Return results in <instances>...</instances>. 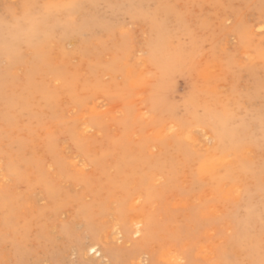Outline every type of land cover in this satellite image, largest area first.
<instances>
[{"label":"rangeland","instance_id":"obj_1","mask_svg":"<svg viewBox=\"0 0 264 264\" xmlns=\"http://www.w3.org/2000/svg\"><path fill=\"white\" fill-rule=\"evenodd\" d=\"M262 126L264 0H0V264H264Z\"/></svg>","mask_w":264,"mask_h":264},{"label":"bare ground","instance_id":"obj_2","mask_svg":"<svg viewBox=\"0 0 264 264\" xmlns=\"http://www.w3.org/2000/svg\"><path fill=\"white\" fill-rule=\"evenodd\" d=\"M55 26V25H54ZM80 31V30H79ZM45 38V37H44ZM34 43V42H33ZM185 51V50H184ZM180 53V52H179ZM175 55V54H174ZM172 59V58H171ZM153 61V60H152ZM152 61H151V63H152ZM156 61V60H155ZM161 61V60H160ZM159 63V62H158ZM172 63V62H171ZM121 67V66H120ZM155 67V66H154ZM161 69V68H160ZM156 70V69H155ZM112 73V72H111ZM110 73V74H111ZM151 74V73H150ZM208 75H212L211 73L210 74H208ZM149 78V77H148ZM169 81V80H168ZM160 83V82H159ZM136 83H134V85H135ZM144 84L145 85H147L148 84V80H144ZM164 85V84H163ZM152 88V87H151ZM193 98V97H192ZM194 99V98H193ZM205 99V98H204ZM146 100V99H145ZM188 100V99H187ZM208 100V99H207ZM208 103V102H207ZM206 103V104H207ZM143 104V103H142ZM206 104H204V105H206ZM189 107V106H188ZM96 108V107H95ZM175 108V107H174ZM197 108V107H196ZM96 109H94V111H95ZM197 113H199V112H197ZM144 114V113H143ZM195 114V113H194ZM137 115V114H136ZM151 115V114H150ZM202 116V115H201ZM88 117V116H87ZM85 118V117H84ZM84 118H82V119H84ZM146 119V118H145ZM211 120V119H210ZM82 121V120H81ZM85 121V120H84ZM83 122V121H82ZM232 122V121H231ZM83 124V123H82ZM81 124V125H82ZM87 124V122L85 121V125ZM83 126V125H82ZM87 126V125H86ZM86 126H84V127H86ZM262 127H264V126H262ZM90 128V127H89ZM163 131V133H164V130H162ZM87 132V131H86ZM88 133V132H87ZM162 133V136L164 135ZM195 133V132H194ZM231 133V132H230ZM159 134V133H158ZM157 134V135H158ZM167 136V135H166ZM92 137V136H91ZM227 142V141H226ZM242 152V151H241ZM229 153V152H228ZM225 155V154H224ZM223 155V156H224ZM228 156V155H227ZM83 157V156H82ZM102 157V156H101ZM213 158V157H212ZM217 158H218V156H217ZM84 159V158H83ZM210 160H212L213 161V159H210ZM215 160V159H214ZM217 160V159H216ZM219 160V159H218ZM217 160V163L219 162ZM87 161V160H86ZM98 161V160H97ZM96 162V161H95ZM213 164H214V161L212 162ZM211 163V167L209 168V169H211V168H213V166L215 167V165H213ZM69 164V163H68ZM89 164V163H88ZM95 164V163H94ZM115 164V163H114ZM116 165V164H115ZM89 166V165H88ZM146 168V167H145ZM74 169H75V167H74ZM111 169V168H110ZM153 169V168H152ZM112 170H114V169H112ZM212 170H215L216 171V169L214 168V169H212ZM214 171V172H215ZM77 172H78V170H77ZM85 172V171H84ZM122 172V171H121ZM134 172V171H133ZM166 172V171H165ZM213 172V173H214ZM87 175V174H86ZM113 175V174H112ZM126 175V174H125ZM131 176V175H130ZM155 176V175H154ZM63 178V177H62ZM116 178V177H115ZM125 178V177H124ZM124 178H123V180H124ZM139 178V177H138ZM152 179V178H151ZM112 180V179H111ZM116 180H117V178H116ZM130 180V179H129ZM154 180V179H153ZM156 180V179H155ZM122 181V180H121ZM126 182V181H125ZM160 182V181H159ZM78 184V183H77ZM251 184V183H250ZM229 185V184H228ZM125 188V187H124ZM105 189H106V187H105ZM113 189V188H112ZM234 189V188H233ZM141 191V190H140ZM234 192H235V190H234ZM132 195V194H131ZM139 195V194H138ZM137 195V196H138ZM137 199V198H136ZM186 201V200H185ZM134 202V204H133V207L134 206H137L138 205V203L140 202V198H138L137 200H135V201H133ZM240 202V201H239ZM108 203V202H107ZM142 204V203H141ZM155 205V204H154ZM178 205V204H177ZM138 206H140V204L138 205ZM179 206V205H178ZM187 206V205H186ZM240 206V205H239ZM114 207V206H113ZM260 207V206H259ZM217 208V207H216ZM128 209V208H127ZM153 209V208H152ZM213 209V208H212ZM155 211V210H154ZM219 211V210H218ZM146 212V211H145ZM90 213V212H89ZM88 213V214H89ZM94 213V212H93ZM111 215V214H110ZM88 216V215H87ZM239 216V215H238ZM263 217V216H262ZM236 218V217H235ZM85 219V218H84ZM137 219V218H136ZM158 219V218H157ZM138 220V219H137ZM134 222H135V219L133 220V226L134 227H137V226H135V224H137L138 225V227H139V225H142L143 224V222H144V220H143V218H142V220H141V218H140V220L138 221V222H136L135 224H134ZM251 222V221H250ZM228 223V222H227ZM256 223V222H255ZM90 225V224H89ZM121 226V225H120ZM104 227V226H103ZM114 227H116V226H114ZM119 227V226H118ZM175 227V226H174ZM173 227V228H174ZM256 227V226H255ZM89 228V227H88ZM91 228V227H90ZM121 228V227H120ZM141 228V227H140ZM98 229V228H97ZM100 229V228H99ZM255 229V228H254ZM135 230V229H134ZM136 231V233L135 234H139V233H142L141 231L142 230H140L139 228L137 229V230H135ZM170 232V231H169ZM210 232V231H209ZM126 235V234H125ZM181 237V236H180ZM239 237V236H238ZM263 239V238H262ZM264 241V240H263ZM142 243V242H141ZM249 243V242H248ZM187 244V243H186ZM212 246V245H211ZM171 247V246H170ZM167 248V247H166ZM209 248V247H208ZM86 249L88 250V252L89 253H93L94 255L96 254H98L97 256L100 258V259H106V255L103 253V251L101 250V248L99 247V245H96V243L94 244V243H91V244H89L87 247H86ZM172 249H174V248H172ZM184 249V248H183ZM256 249H258V248H256ZM114 250V249H113ZM209 250V249H208ZM207 250V251H208ZM167 251V250H166ZM165 251V252H166ZM184 251V250H183ZM198 251V250H197ZM203 251V250H202ZM173 252V251H172ZM179 252V251H178ZM209 252H211V251H209ZM214 252H215V250H214ZM257 252V251H256ZM164 253V252H163ZM162 253V254H163ZM167 253V252H166ZM176 253V252H175ZM203 254V253H202ZM215 254V253H214ZM166 255V254H165ZM170 255V254H169ZM178 255V254H177ZM207 255V254H206ZM255 255V254H254ZM163 256H164V254H163ZM198 256V255H197ZM216 256V255H215ZM159 257H161V256H159ZM165 257V256H164ZM179 257V256H178ZM194 257H196V256H194ZM213 257V256H212ZM181 258V257H180ZM179 258V259H180ZM190 258V257H189ZM188 258V259H189ZM175 259H176V256H175ZM184 260V259H183ZM215 260V259H214ZM226 260V259H225ZM179 261H181V260H179ZM227 261V260H226ZM186 263V262H185ZM216 263V262H215ZM170 264V263H169Z\"/></svg>","mask_w":264,"mask_h":264}]
</instances>
